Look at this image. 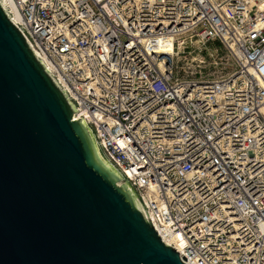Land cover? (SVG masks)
I'll use <instances>...</instances> for the list:
<instances>
[{
  "label": "built area",
  "instance_id": "obj_1",
  "mask_svg": "<svg viewBox=\"0 0 264 264\" xmlns=\"http://www.w3.org/2000/svg\"><path fill=\"white\" fill-rule=\"evenodd\" d=\"M193 264H264V0H4Z\"/></svg>",
  "mask_w": 264,
  "mask_h": 264
},
{
  "label": "water",
  "instance_id": "obj_2",
  "mask_svg": "<svg viewBox=\"0 0 264 264\" xmlns=\"http://www.w3.org/2000/svg\"><path fill=\"white\" fill-rule=\"evenodd\" d=\"M7 9L0 0V264H193Z\"/></svg>",
  "mask_w": 264,
  "mask_h": 264
}]
</instances>
